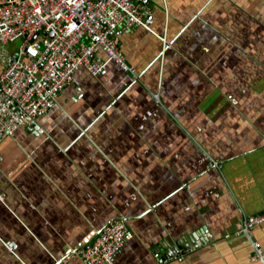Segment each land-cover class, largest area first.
Wrapping results in <instances>:
<instances>
[{
    "label": "crops",
    "instance_id": "0c3cea01",
    "mask_svg": "<svg viewBox=\"0 0 264 264\" xmlns=\"http://www.w3.org/2000/svg\"><path fill=\"white\" fill-rule=\"evenodd\" d=\"M149 5L121 36L137 80L80 68L0 143V264H57L118 216L113 264H263L237 228L264 211V0Z\"/></svg>",
    "mask_w": 264,
    "mask_h": 264
},
{
    "label": "built area",
    "instance_id": "2783aa9c",
    "mask_svg": "<svg viewBox=\"0 0 264 264\" xmlns=\"http://www.w3.org/2000/svg\"><path fill=\"white\" fill-rule=\"evenodd\" d=\"M151 12L149 0L0 1V143L14 137L21 126L39 129L36 118L56 106L80 68L98 76L112 62L137 80L136 67L121 49V36L134 26L152 32ZM212 164L223 167L218 160ZM263 222L264 211L245 214L237 233L251 243L252 259L264 264V248L253 236ZM127 237L128 220L118 216L96 230L87 245L56 258L57 264L73 258L85 264H113Z\"/></svg>",
    "mask_w": 264,
    "mask_h": 264
},
{
    "label": "water",
    "instance_id": "95a60500",
    "mask_svg": "<svg viewBox=\"0 0 264 264\" xmlns=\"http://www.w3.org/2000/svg\"><path fill=\"white\" fill-rule=\"evenodd\" d=\"M34 125H35V122H34ZM197 245H200L201 244V240L199 239L198 241H197ZM189 247V246H188ZM177 250V248H175V251ZM178 251V250H177ZM177 255H178V253H177ZM169 257V256H168Z\"/></svg>",
    "mask_w": 264,
    "mask_h": 264
}]
</instances>
